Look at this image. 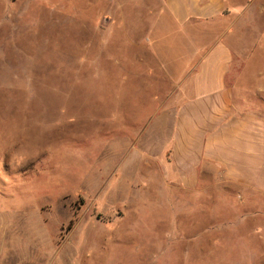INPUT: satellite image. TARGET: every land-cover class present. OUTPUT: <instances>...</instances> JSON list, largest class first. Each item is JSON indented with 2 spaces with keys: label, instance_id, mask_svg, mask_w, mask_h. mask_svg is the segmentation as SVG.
I'll return each instance as SVG.
<instances>
[{
  "label": "rangeland",
  "instance_id": "obj_1",
  "mask_svg": "<svg viewBox=\"0 0 264 264\" xmlns=\"http://www.w3.org/2000/svg\"><path fill=\"white\" fill-rule=\"evenodd\" d=\"M161 8L0 0V264H264V191L216 171L185 187L134 148L190 50ZM192 22V57L222 35L264 117V0Z\"/></svg>",
  "mask_w": 264,
  "mask_h": 264
},
{
  "label": "crops",
  "instance_id": "obj_2",
  "mask_svg": "<svg viewBox=\"0 0 264 264\" xmlns=\"http://www.w3.org/2000/svg\"><path fill=\"white\" fill-rule=\"evenodd\" d=\"M161 1V14L172 22L163 29L188 36L190 50L172 60L184 72L168 93L173 101L164 107L156 104L135 137L140 162H156L172 182L189 188L197 182V171H216L245 189L264 191V117L254 113V102L240 103L249 92L230 81V46L222 35L196 43L194 47L205 49L194 59L187 35L206 30L208 25L192 21L223 16L231 0Z\"/></svg>",
  "mask_w": 264,
  "mask_h": 264
}]
</instances>
